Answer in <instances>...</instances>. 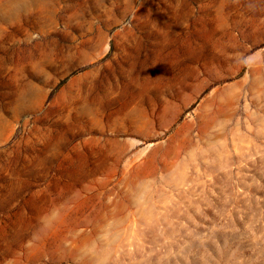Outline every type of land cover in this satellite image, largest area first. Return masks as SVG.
<instances>
[{"label": "rangeland", "instance_id": "obj_1", "mask_svg": "<svg viewBox=\"0 0 264 264\" xmlns=\"http://www.w3.org/2000/svg\"><path fill=\"white\" fill-rule=\"evenodd\" d=\"M0 264H264V0H0Z\"/></svg>", "mask_w": 264, "mask_h": 264}, {"label": "bare ground", "instance_id": "obj_2", "mask_svg": "<svg viewBox=\"0 0 264 264\" xmlns=\"http://www.w3.org/2000/svg\"><path fill=\"white\" fill-rule=\"evenodd\" d=\"M197 78V77H196Z\"/></svg>", "mask_w": 264, "mask_h": 264}]
</instances>
